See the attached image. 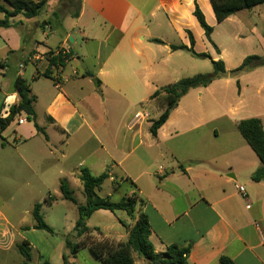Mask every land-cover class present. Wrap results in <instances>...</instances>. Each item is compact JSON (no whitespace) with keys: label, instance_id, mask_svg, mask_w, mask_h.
I'll use <instances>...</instances> for the list:
<instances>
[{"label":"crops","instance_id":"obj_1","mask_svg":"<svg viewBox=\"0 0 264 264\" xmlns=\"http://www.w3.org/2000/svg\"><path fill=\"white\" fill-rule=\"evenodd\" d=\"M62 1L52 13L53 28L59 32L55 36L52 27L46 32L50 21L39 17L26 20L18 16L14 22L19 24L0 28V118L7 117L9 108L17 104L13 83L23 77L30 81L31 94L36 97L35 123L43 131L38 132L34 124L29 127L23 116L24 123L14 121L15 143L24 148L36 142L19 160L31 170L32 157L40 163L50 162L63 175L58 183L78 180V170L85 168L95 176L106 172L109 177L103 184L117 189L126 184L121 198L133 195L141 201L137 210L147 217L149 241L157 254L176 245L190 247L189 264H220L221 256L234 264H264V181H252L260 163L237 130V123L249 118L259 119L264 128V94L260 93L264 81L245 98L259 70L236 78L235 102L225 101V93L221 102L210 95L216 80L193 89L196 100L183 104L190 90L156 135L149 131L150 95L182 79L179 65L170 58L184 50L173 51L170 46L189 47V31L194 51L208 54L211 43L193 15L195 2L212 27L210 40L215 46L216 27L232 20L237 31L234 38L241 37L250 24L249 11L217 23L209 0H77L73 11L65 9ZM251 10L264 21V2ZM66 15L74 20L72 32L66 30ZM251 31L264 45L253 26ZM216 48L213 59L222 56L223 50ZM60 50L73 56L64 67L52 68L51 78L42 76L46 62H29L35 53ZM86 72L95 76L98 85ZM138 111H147L149 120L135 121L133 115ZM105 196L112 199L110 194ZM136 218L134 214L131 222L125 219L124 232L93 228L97 230L89 235L96 233L97 240L125 241ZM16 223L0 211V264L24 261L14 250L17 240L9 237L11 232L33 249L16 230ZM33 225L23 230L34 232ZM75 256H68L64 263L61 255V264L73 262ZM44 263L50 264L33 258L30 262Z\"/></svg>","mask_w":264,"mask_h":264},{"label":"trees","instance_id":"obj_2","mask_svg":"<svg viewBox=\"0 0 264 264\" xmlns=\"http://www.w3.org/2000/svg\"><path fill=\"white\" fill-rule=\"evenodd\" d=\"M48 0H0V13L3 18L0 19V28H10L19 24L14 22L18 16L21 19H33L38 17L47 6ZM212 12L217 23L223 22L228 17L237 14L243 10H250L253 7L260 5L264 0H209ZM193 15L204 32V36L211 43L216 53L218 49L211 42L210 35L212 27L209 26L204 16L195 2ZM190 46L178 45L170 46L171 50H184L194 57L209 58L205 53H196L193 49L194 39L188 31ZM159 43V40H154ZM51 55L47 59V69L42 74L43 77L51 78V69H59L65 66L66 62L73 56L72 52L62 54L61 52H49ZM210 59V58H209ZM212 72L199 73L190 77L182 78L174 83L159 87L149 97L148 103L153 108L160 111L158 117L151 121L149 128L152 136L156 135L157 130L166 122L170 113L178 106L180 99L185 96L190 90L205 88L216 80H220L230 75L236 79L241 74L247 73L258 67L264 66V56H248L243 59L241 64L233 70L227 72L225 64L221 59H210ZM86 77L92 79L94 84L98 85L99 81L91 72L85 73ZM13 90L18 96L17 104L9 108L7 117L0 118V133L6 130L12 122L18 117L23 116L28 121H33L34 128L43 133L42 129L35 123L34 103L36 97L31 94L30 81L23 77H17L13 83ZM237 130L245 140L247 145L255 153L259 160V167L251 175L252 181H264V128L261 121L257 118H249L240 120L237 123ZM106 172L97 176L92 175L87 169L78 170V180L82 185L84 203L77 204L73 195V191L69 189L65 180L60 181L59 190L62 198L74 204L77 208V219L74 224L73 231L75 238L80 240L83 236L89 235L90 232L97 229H91L86 226V221L94 212L105 210L111 213L123 211L128 217L133 219V215L137 214L134 223L130 225L127 238L125 241L114 242L109 239L97 241H65V246L68 250L67 255H62V260L65 263L68 256L74 257L79 249L88 247L94 258L102 264H136L133 254H136L143 261L142 264H189L187 261L190 247L181 248L176 245L168 246L163 253L157 254L154 252L153 246L149 241L150 227L145 214L140 213L137 208L141 205V201L131 195L122 197L118 201H112L110 196L100 197L97 191L100 190L103 183L108 179ZM52 197H48L45 201L50 205ZM41 204H35L32 210V218L34 220L33 229L52 232V229L44 222L43 216L40 213ZM14 250L20 254L24 261L22 264H30L32 247L28 241L23 240L15 243ZM220 264H234L230 259L221 256ZM47 264V263H44Z\"/></svg>","mask_w":264,"mask_h":264},{"label":"rangeland","instance_id":"obj_3","mask_svg":"<svg viewBox=\"0 0 264 264\" xmlns=\"http://www.w3.org/2000/svg\"><path fill=\"white\" fill-rule=\"evenodd\" d=\"M62 0H49V4L45 7L44 11L38 16L40 21L47 20L50 24L48 28L55 26V19L52 13ZM63 0L62 4L65 9L75 10L77 6V0ZM56 6V7H55ZM254 8V7H253ZM252 8V9H253ZM250 13V19L246 29L242 31V36L234 38V34L237 32L232 20L226 21L216 27L213 34V42L216 46H220L223 50L222 56L217 59V53L212 45H207L208 56L212 60L221 59L224 61L226 71L229 72L238 67L244 58L252 55L264 56V45L260 42L259 37L251 31L253 26L259 36L264 39V21L258 19L256 11L246 10ZM238 18V17H236ZM235 18V19H236ZM43 19V20H42ZM235 21V20H234ZM74 20L71 16L66 15L64 24L66 30L72 32V25ZM54 29V28H53ZM52 29V32H53ZM55 30V29H54ZM59 32L55 30L52 36L57 35ZM43 40V39H41ZM80 41V40H79ZM44 42V40H43ZM51 45V44H50ZM53 45V43H52ZM154 47V46H152ZM157 50H155L156 52ZM209 58L194 57L189 53L182 51L180 54H176L170 60L180 67L181 78H186L199 73L212 72V66ZM45 62V61H44ZM70 68L66 69V72H71ZM258 71L255 79H252V83L248 85L245 94L247 99L248 95H252L259 87L258 82L264 81V66L255 68ZM262 72L263 75L260 74ZM232 79L230 75L223 78V80L217 81L213 84V90L210 95L218 96L222 98L225 93V101L229 102L232 99H237L236 79ZM241 85H245V80H242ZM202 91L200 90L199 93ZM204 93V92H203ZM261 94H264V84L260 90ZM196 90H193L187 98L183 101V104L191 103L196 100ZM208 97V96H205ZM223 101L220 100V102ZM155 109L152 108L151 115L152 120L156 119L158 115L155 113ZM246 115H241V118H245ZM33 122L29 121V127H32ZM17 123L12 122L10 126L0 133V211L8 215L9 220L12 222L16 220V230L24 235L29 240L33 249L31 251V258L39 259L41 262L47 261L50 264H61V255H67L68 250L65 246V241L68 239L71 242L77 241H97L96 233L92 235L83 236L80 240L75 238V232L73 231L74 223L77 219V208L71 202L62 198L59 190L57 178L63 175H58L55 167L50 162L31 158L32 170L24 165L19 156L25 152L33 150V146L36 142H32L29 147H21L20 143H15L14 129H16ZM43 139V138H42ZM44 143L43 140H41ZM3 145L1 146V144ZM49 158V155L47 157ZM66 183L70 190L73 191V195L77 201V204L84 203V196L82 192V185L76 179H67ZM125 185H122L120 189L111 187L110 184H103L99 191L98 196L105 197L106 194L112 196V201H118L124 191ZM52 197V202L47 205L45 201L48 197ZM35 204H41L40 213L43 216L44 222L52 229V232H46L44 230H35L34 232L25 231L23 227L33 223L32 210ZM125 219L131 222L133 219L128 217L123 211H116L111 213L109 211L100 210L92 214V216L86 221V226L93 229L98 228L101 231H121L124 232L126 224ZM122 222V224L120 223ZM22 231V232H21ZM11 239H16L17 243L21 242L14 236V232L9 235ZM39 255V257H38ZM133 258L136 264H141V259L133 254ZM68 264H102L96 258L93 257L88 248L79 249L73 262Z\"/></svg>","mask_w":264,"mask_h":264},{"label":"built area","instance_id":"obj_4","mask_svg":"<svg viewBox=\"0 0 264 264\" xmlns=\"http://www.w3.org/2000/svg\"><path fill=\"white\" fill-rule=\"evenodd\" d=\"M59 52H61L62 54L66 53V52L60 50V51L55 52V54L56 53H59ZM50 57H51V55H47V54H37V53H35L29 59V62H31V63H37L38 61H45L47 63V59L50 58ZM23 67H24V63H22V64L19 65L20 71H22ZM149 117H150V114L147 111H138V112H136L133 115V119L135 121H148L149 120ZM17 122H18V124H22V123L25 122V119L19 117L17 119ZM238 189H239V191L241 193H244V190H243L242 187H238Z\"/></svg>","mask_w":264,"mask_h":264}]
</instances>
